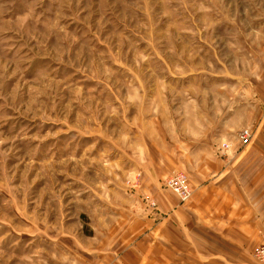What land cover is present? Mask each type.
Returning a JSON list of instances; mask_svg holds the SVG:
<instances>
[{"label":"rangeland","instance_id":"obj_1","mask_svg":"<svg viewBox=\"0 0 264 264\" xmlns=\"http://www.w3.org/2000/svg\"><path fill=\"white\" fill-rule=\"evenodd\" d=\"M263 59L264 0H0V264H169L171 154L254 130Z\"/></svg>","mask_w":264,"mask_h":264},{"label":"crops","instance_id":"obj_2","mask_svg":"<svg viewBox=\"0 0 264 264\" xmlns=\"http://www.w3.org/2000/svg\"><path fill=\"white\" fill-rule=\"evenodd\" d=\"M262 64L250 105V144L240 139H185V144L197 146L184 158L171 154L170 166L185 170L193 194L182 202L167 188L158 195V213L145 219L152 240H158L153 253L168 255L169 264L180 263L176 259L181 257L183 264H262L254 257L264 233V59ZM162 176H154L159 185ZM149 177L145 184L151 182ZM141 249L139 242L129 246L136 261Z\"/></svg>","mask_w":264,"mask_h":264},{"label":"built area","instance_id":"obj_3","mask_svg":"<svg viewBox=\"0 0 264 264\" xmlns=\"http://www.w3.org/2000/svg\"><path fill=\"white\" fill-rule=\"evenodd\" d=\"M252 130L250 128H243L240 132V140L243 145L250 144L252 140ZM229 148V144L224 145ZM166 184L169 188L173 189L183 201L191 198L193 189L190 183L189 175L185 172H173L166 178ZM262 240L254 248V257L256 260L264 264V233Z\"/></svg>","mask_w":264,"mask_h":264}]
</instances>
